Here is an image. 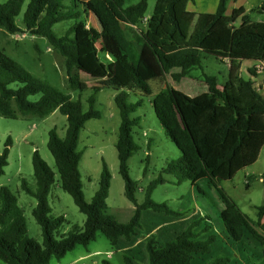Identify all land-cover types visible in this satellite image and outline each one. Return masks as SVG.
Instances as JSON below:
<instances>
[{
	"label": "trees",
	"instance_id": "trees-1",
	"mask_svg": "<svg viewBox=\"0 0 264 264\" xmlns=\"http://www.w3.org/2000/svg\"><path fill=\"white\" fill-rule=\"evenodd\" d=\"M188 1L157 0L145 29L140 25L146 17L148 0L128 7H124L125 0H29L22 27L16 19L26 0L0 2V27L12 34L28 32L46 38L65 58L70 89L87 88L79 76V72L88 71L83 48L96 45L108 56L111 66L106 74L110 76L94 90H117L115 102L121 117L116 142L119 172L125 194L135 205L127 222L111 214L106 202L111 173L105 162L92 200L87 201L84 195L77 147L85 123L101 117L94 109V96L89 97L90 108L84 111L80 99L73 100L71 95L35 77L0 49V116L45 117L59 110L67 117L66 135L60 137L52 129L48 148L61 187L86 215L82 227L74 225L68 233L58 235L66 219L52 215L49 203L55 172L35 150L32 160L36 188L25 179L21 187L37 200L33 215L42 228L43 243L28 236L18 198L2 186L1 260L7 264H49L53 257L61 259L77 245H89L101 231L115 249L123 251L126 264H264V204L255 206L257 218L253 220L221 187L222 181L233 179L240 170L254 164L264 146V96L252 78L255 68H249V78L240 75L244 61L264 63V22L251 21L244 8H235L227 16L230 0H219L214 13L198 16L190 34L195 15L186 9ZM260 7L264 8V2ZM89 15L95 16L102 27L96 34L81 31ZM239 18L242 22L236 27L232 22ZM64 20L74 23L59 35L53 27ZM124 25L134 27L132 39ZM204 53L228 61L229 75L224 85H219L216 76H190L192 69L201 67ZM152 81L161 82L159 91L155 92ZM36 95L38 99H31ZM132 96L140 98L135 101ZM144 97L150 98L162 127L181 151L177 163L163 171L174 175L176 183L190 180L199 191L205 192L200 186L202 181L214 188L223 203L216 219L208 212L195 210L188 214L154 201L152 192L165 182L163 175L147 186L144 201L138 202L128 161L140 149L132 131L140 126L142 119L134 113L144 104ZM11 143L8 138L0 154V177L9 164ZM103 264L112 263L103 260Z\"/></svg>",
	"mask_w": 264,
	"mask_h": 264
},
{
	"label": "rangeland",
	"instance_id": "rangeland-1",
	"mask_svg": "<svg viewBox=\"0 0 264 264\" xmlns=\"http://www.w3.org/2000/svg\"><path fill=\"white\" fill-rule=\"evenodd\" d=\"M7 0H0L5 2ZM139 0H125L124 7L137 3ZM157 0H148L146 17L151 16ZM29 0H26L22 13L17 17L18 25L23 26V13ZM192 6V5H191ZM264 8L258 7L257 12L264 14ZM254 13L256 17L261 15ZM260 19H264V15ZM85 21V22H84ZM82 30L91 34L101 31L102 27L98 19L89 15L84 18ZM74 23V20H64L56 23L54 31L59 35ZM146 21L140 25L146 28ZM126 34L133 38L134 27L124 25ZM0 49L21 64L32 75L53 85L62 92L71 95L73 100L80 99L83 110L88 111L90 104L88 99L94 96V109L101 114L100 118L90 119L80 132L77 150L81 153L80 172L82 176L83 192L87 201H91L95 191L98 189L99 179L105 162L111 173L109 195L106 200L111 214L120 222H127L134 213L135 205L125 194V182L119 172V158L116 142L119 134L121 117L115 102L117 90L104 87L99 91L94 86L106 79L110 73L111 63L105 54L99 50V46L88 45L82 49L83 60L88 71L79 72L80 79L87 84V88L72 90L68 86L65 58L57 53L48 43L47 39L27 32V35L20 40L13 37L12 33L0 27ZM90 52V53H89ZM89 53V54H88ZM88 54V55H87ZM250 61L242 63L241 75L249 78L247 67ZM105 66V70L103 68ZM97 73H105L99 75ZM216 76L220 86L224 85L229 75V63L227 60H220L214 55L203 54L202 65L192 69V78L204 79V76ZM155 92L162 87L160 81L151 82ZM189 92V91H187ZM194 93V92H189ZM38 95L31 99H38ZM139 96H132V100L139 99ZM14 109L16 107L14 106ZM134 116L141 117L140 126L133 128V136L140 145L129 159V173L136 181V198L139 203L145 199L147 186L159 175H163L165 182L158 184L152 192V199L159 203H167L171 208L191 214L195 210L201 213L208 212L213 219H216L223 208V203L217 191L210 188L205 182H200L202 190L195 189L190 180L176 183L175 176L163 170L169 165H175L181 157V151L174 144L162 127L155 114L151 100L144 97V104L134 113ZM68 126L67 117L59 110L40 117L30 115L16 119L0 116V154L6 141L11 138L9 147V164L5 173L0 177V188L7 186L18 198L19 205L24 210L27 221L28 236L39 243H43L42 228L33 215V209L37 200L27 194L21 187L25 179L28 185L35 189L36 180L34 177L33 154L38 150L41 157L55 172V183L49 194V203L52 208V215H63L66 219L58 231V235L68 233L74 225L83 226L86 215L82 213L75 204L73 197L61 187L60 175L55 159L48 148L49 132L56 129L60 137L66 135ZM249 181V179H248ZM249 183V182H248ZM221 187L228 195L236 201L242 211L251 219L257 218L255 206L261 205L264 201L263 185L258 180H253L250 186L247 185V177L244 170H240L233 179L221 182ZM215 223H218L217 220ZM108 260L112 264H126L123 251L115 249L109 239L99 231L96 239L89 245H77L72 251L57 259L53 257L49 264H103ZM0 264H7L0 259Z\"/></svg>",
	"mask_w": 264,
	"mask_h": 264
},
{
	"label": "crops",
	"instance_id": "crops-1",
	"mask_svg": "<svg viewBox=\"0 0 264 264\" xmlns=\"http://www.w3.org/2000/svg\"><path fill=\"white\" fill-rule=\"evenodd\" d=\"M218 2L219 0H189L187 2L186 4L187 11L195 15V18L190 26V34L193 33L195 29L198 16L200 14L214 13L217 9ZM263 2L264 0H237V1L230 0L228 1V4H227L226 15L231 16L232 11L235 8H244L245 12L249 14L251 21L264 22V19H260L261 16L264 14L257 12V11H252L253 8H258L259 6H261ZM254 13H260L261 15L254 17L253 16ZM241 22L242 20L241 18H239L236 21H233L232 24L238 27L241 24ZM255 64L256 63L252 62L247 67L248 73H249V68H255ZM241 71H242V66L240 69V73ZM255 74L256 75L252 77L255 82V87L264 96V73L255 69ZM243 170L245 172V177L249 179V183L247 185L250 186L253 180H258L259 183L263 185V192H264V146L261 149L260 155L258 159L256 160V162ZM263 204H264V201L261 205Z\"/></svg>",
	"mask_w": 264,
	"mask_h": 264
},
{
	"label": "built area",
	"instance_id": "built-area-1",
	"mask_svg": "<svg viewBox=\"0 0 264 264\" xmlns=\"http://www.w3.org/2000/svg\"><path fill=\"white\" fill-rule=\"evenodd\" d=\"M148 20V17H145L144 18V21L147 22ZM27 35V32H23V33H15L13 34V37L17 40H20V39H23L25 36ZM255 69L258 70V71H261L264 73V63L263 62H259V63H256L255 64ZM248 179H247V184H248Z\"/></svg>",
	"mask_w": 264,
	"mask_h": 264
}]
</instances>
